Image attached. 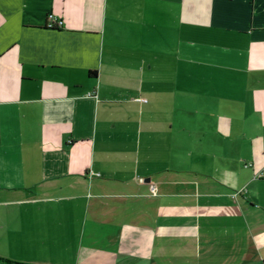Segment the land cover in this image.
<instances>
[{
    "label": "crops",
    "instance_id": "obj_1",
    "mask_svg": "<svg viewBox=\"0 0 264 264\" xmlns=\"http://www.w3.org/2000/svg\"><path fill=\"white\" fill-rule=\"evenodd\" d=\"M0 257L264 264V0H0Z\"/></svg>",
    "mask_w": 264,
    "mask_h": 264
},
{
    "label": "built area",
    "instance_id": "obj_2",
    "mask_svg": "<svg viewBox=\"0 0 264 264\" xmlns=\"http://www.w3.org/2000/svg\"><path fill=\"white\" fill-rule=\"evenodd\" d=\"M47 26L49 28H62L63 26V22L62 21H59L57 19H55V16L53 14H50L48 16V23H47ZM91 95V94H90ZM140 101H146L145 99H139ZM154 189V187H153ZM233 198H237V194L233 195Z\"/></svg>",
    "mask_w": 264,
    "mask_h": 264
},
{
    "label": "trees",
    "instance_id": "obj_3",
    "mask_svg": "<svg viewBox=\"0 0 264 264\" xmlns=\"http://www.w3.org/2000/svg\"><path fill=\"white\" fill-rule=\"evenodd\" d=\"M90 75H95V73L90 72ZM0 264H27V263H22V262L0 257Z\"/></svg>",
    "mask_w": 264,
    "mask_h": 264
}]
</instances>
